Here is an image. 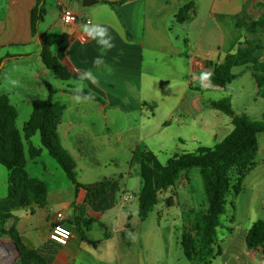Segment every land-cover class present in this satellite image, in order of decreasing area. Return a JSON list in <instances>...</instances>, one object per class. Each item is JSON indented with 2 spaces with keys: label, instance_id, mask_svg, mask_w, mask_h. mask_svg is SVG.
I'll return each instance as SVG.
<instances>
[{
  "label": "crops",
  "instance_id": "1",
  "mask_svg": "<svg viewBox=\"0 0 264 264\" xmlns=\"http://www.w3.org/2000/svg\"><path fill=\"white\" fill-rule=\"evenodd\" d=\"M48 2L47 14L34 36L31 10L37 0H0V96L7 94L18 111L16 124L23 136L29 175L44 181L48 189L45 205L16 209L9 223H15L32 248L53 254V264H156L154 248L160 250L163 245L160 228L139 235L147 219L140 220V207L155 188L157 170L164 166L148 142L157 141L166 151L164 141L217 138L218 128L228 122L220 117L222 111L209 106L212 100L205 95L206 90L221 88L211 81L214 66L248 40L261 45L255 55L264 61V27L249 33L236 24L238 15L246 20L259 18L264 0ZM190 2L195 4L192 19L178 22L180 8ZM66 8L77 14L76 22H63L61 13ZM85 24L106 28L111 47L102 44L100 37L89 36ZM44 43L70 71L68 80L59 79L45 65ZM238 67L240 70L234 71ZM233 72L237 77L252 75L245 66H236ZM84 73H90L94 81L84 79L83 90L100 100L76 103L72 99L68 90ZM188 75L192 78L189 82ZM195 80L202 84L194 85ZM48 83L55 89L53 101L63 106L57 128L60 142L75 160L77 182L92 190L77 188L42 141L41 146L34 145L32 137L39 131L29 140L25 137L32 103L48 97ZM20 105L26 111L22 118ZM211 110L215 118L209 115ZM31 145L41 149L39 156L31 157ZM123 152L134 157L127 178L115 170L104 172L101 163L105 169L106 161L116 163ZM0 165L1 198L9 191V171ZM106 180L111 181L106 191L94 198L93 186ZM185 183L189 178L184 173L175 187L162 194L164 200L173 195L175 201L176 188ZM126 195H130L128 200H124ZM194 199L188 197L190 202ZM58 212L65 214L64 222L73 232L66 245L50 239ZM128 222L132 230H128ZM251 226L242 230V235L231 231L232 252L227 264H264L261 250L247 244ZM2 245L10 256L17 252L6 241Z\"/></svg>",
  "mask_w": 264,
  "mask_h": 264
},
{
  "label": "trees",
  "instance_id": "2",
  "mask_svg": "<svg viewBox=\"0 0 264 264\" xmlns=\"http://www.w3.org/2000/svg\"><path fill=\"white\" fill-rule=\"evenodd\" d=\"M194 10L195 4L192 2L183 5L176 16L178 22L184 23L192 19ZM46 11V0H37L31 10V30L34 36ZM236 24L253 33L264 27V10L257 19L246 20L245 17L238 15ZM259 48H261L260 44L248 40L236 53L227 55L222 63L214 66L212 83L226 88L238 76L233 72V68L245 66L252 72L256 81L257 95L264 97V61L255 55ZM42 57L47 68L59 79H69L70 71L58 60L46 43L43 44ZM2 62L3 60L0 61V66ZM47 87L48 97L35 99L32 103L31 116L24 126L25 137L29 140L39 131L43 147L76 183V187L92 190V187L77 182L75 160L61 144L57 132L58 124L62 119L63 106L53 101L55 89L51 84L48 83ZM72 89L68 90L71 94H73ZM83 91L85 94L90 92ZM92 95L95 100H100L95 94ZM209 106L229 115L234 125L233 130L212 147L201 146L195 152L175 154L170 157L166 164L157 170L155 188L143 201L139 210V218L143 221L159 203L161 195L175 187L184 173L188 177L193 168L200 169L207 205L199 210L190 209L186 213L188 219L179 240L190 264H212L217 256L222 255L223 250L217 239L218 227L222 224L221 217L226 212L229 196L240 194L244 190L247 173L256 164L259 150L258 135L264 132V119L253 121L245 115L237 114L229 98L212 100ZM17 118L18 111L9 96L1 95L0 163L9 171V191L7 196L0 198V239L8 237L18 246L20 256L13 264H53V254L32 248L24 241L15 223H9L10 219L14 218V210L33 205L42 206L48 199L46 183L31 177L26 169L25 146L23 136L16 124ZM40 153V148L30 146L32 158L39 156ZM110 182L106 180L95 184L94 198L105 192ZM166 203L169 206L173 205L174 196L167 198ZM127 228L131 229L129 222ZM125 235L129 240L130 234L126 232ZM246 241L251 248L261 250L264 254V219H258L253 223L248 230Z\"/></svg>",
  "mask_w": 264,
  "mask_h": 264
},
{
  "label": "rangeland",
  "instance_id": "3",
  "mask_svg": "<svg viewBox=\"0 0 264 264\" xmlns=\"http://www.w3.org/2000/svg\"><path fill=\"white\" fill-rule=\"evenodd\" d=\"M49 3L50 2L46 3V10ZM2 65L3 62L1 63V66ZM239 70L240 67L234 69V71ZM191 80V76L188 75V82ZM59 82L62 81L59 80ZM193 84L200 85L202 82L195 80ZM205 95L211 100L229 98L234 111L237 114L245 115L253 121H261L264 119V97L257 95V84L254 77L250 74L239 75V77L229 83L226 88L206 90ZM19 112L21 118L26 113L25 109L21 105ZM209 112V115L215 118V113H213L214 111L211 110ZM220 114V117L222 116L224 121L228 123L223 125V127L221 125L220 128H218L217 138H210L203 142H198L193 138H189L184 142L179 140L164 141L163 144L167 146L166 151L160 148L157 141H149L148 143L151 146V150L157 158V161L161 165H165L167 160L175 154L195 152L201 146H214L222 141L231 132L233 124L231 123V117L229 115L223 112H220ZM258 138L259 150L256 157V164L247 173L244 180V190L240 194H232L229 196L228 203L226 205V212L221 217L222 224L218 227L217 239L218 243L222 247L223 254L217 256L213 260L212 264H227V262L230 261L232 251L229 250V243L233 237H231V231L241 233L242 230H246L258 219H264V132L260 133ZM32 141L34 145L41 146L40 134L36 133L32 137ZM44 152L47 153L46 150H44ZM50 158L54 164L58 166L55 159L52 157ZM133 158L134 157L132 156L126 155V152H123L121 157L116 158V163L106 161L105 169L102 162L103 171L109 172L111 170H115L116 173L122 174L123 178H127V171L133 162ZM1 168L5 170L4 167ZM47 176L50 175L46 174V177ZM133 178L136 181V177L134 175ZM188 178L189 183H185L184 185L182 184L181 187L176 188L177 194L173 205L169 206L166 203V199L164 200V195H161L159 203L149 213L144 223V227L139 229L140 236H146L147 231H151L152 228L158 227L163 234V242L161 243L163 245L161 246V249L159 250L158 247L154 248L155 260H159L156 261V264H190L179 243L182 229L187 221L184 214L189 212L191 206H194V208L197 206L198 209L204 208L207 205V198L200 169L193 168L189 172ZM130 188H132V185ZM192 195L196 199L190 202L188 197ZM146 225L147 227H145ZM0 240L3 242L11 241L8 237H3ZM5 249L6 247L4 245H0V252H3L4 258H7V260H4L0 256V264H13L18 259L17 252L15 251L16 256L15 254H11L10 256L8 251ZM258 258H260V256ZM262 258H264V255ZM248 261L249 259L246 257L245 262ZM250 263L253 264L252 261Z\"/></svg>",
  "mask_w": 264,
  "mask_h": 264
},
{
  "label": "clouds",
  "instance_id": "4",
  "mask_svg": "<svg viewBox=\"0 0 264 264\" xmlns=\"http://www.w3.org/2000/svg\"><path fill=\"white\" fill-rule=\"evenodd\" d=\"M83 28H84V31L88 33L89 36H92L93 38L100 37L101 38L100 42L103 41L102 44H105L108 47H111V37L108 35L106 28L98 24L97 25L85 24ZM205 75L207 76L208 74H205ZM84 79H93L94 81V78L91 77L90 73H84L81 75L80 82L75 84V86L72 89V92H73L72 99L76 103L88 102L94 99V96L92 95V93L90 92L87 94L84 93L83 91L84 89L83 80ZM11 83L13 85H17V86L19 85V81L17 80H11Z\"/></svg>",
  "mask_w": 264,
  "mask_h": 264
},
{
  "label": "built area",
  "instance_id": "5",
  "mask_svg": "<svg viewBox=\"0 0 264 264\" xmlns=\"http://www.w3.org/2000/svg\"><path fill=\"white\" fill-rule=\"evenodd\" d=\"M61 18L65 23H72L77 21L78 16L72 9L66 8L62 11ZM86 23H91V21L86 20ZM87 39L88 37L84 36V40ZM129 198L130 195H126L124 200H128ZM65 218L66 216L63 212H58L50 233V239L61 245H66L73 236L72 229L64 222Z\"/></svg>",
  "mask_w": 264,
  "mask_h": 264
},
{
  "label": "water",
  "instance_id": "6",
  "mask_svg": "<svg viewBox=\"0 0 264 264\" xmlns=\"http://www.w3.org/2000/svg\"><path fill=\"white\" fill-rule=\"evenodd\" d=\"M92 0H83V3H84V5H88V4H90V2H91ZM9 244H11L15 249H16V251H17V254H18V256H20V251H19V249H18V246L13 242V241H10V242H8ZM0 245H2V241L0 240ZM250 247V246H249ZM251 248V247H250ZM14 262V261H13ZM12 264V263H11Z\"/></svg>",
  "mask_w": 264,
  "mask_h": 264
},
{
  "label": "bare ground",
  "instance_id": "7",
  "mask_svg": "<svg viewBox=\"0 0 264 264\" xmlns=\"http://www.w3.org/2000/svg\"><path fill=\"white\" fill-rule=\"evenodd\" d=\"M0 256H1L4 260H7V258H4V254H3V252H0Z\"/></svg>",
  "mask_w": 264,
  "mask_h": 264
}]
</instances>
